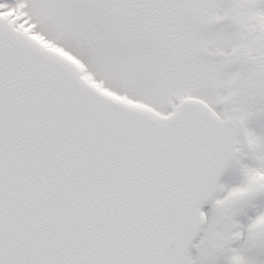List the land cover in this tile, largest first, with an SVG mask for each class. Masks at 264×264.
I'll return each instance as SVG.
<instances>
[{
    "label": "snow or ice",
    "instance_id": "1",
    "mask_svg": "<svg viewBox=\"0 0 264 264\" xmlns=\"http://www.w3.org/2000/svg\"><path fill=\"white\" fill-rule=\"evenodd\" d=\"M0 264H264V0H0Z\"/></svg>",
    "mask_w": 264,
    "mask_h": 264
}]
</instances>
